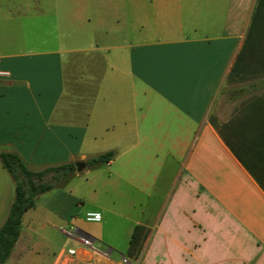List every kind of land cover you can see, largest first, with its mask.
Listing matches in <instances>:
<instances>
[{
  "label": "crops",
  "instance_id": "obj_1",
  "mask_svg": "<svg viewBox=\"0 0 264 264\" xmlns=\"http://www.w3.org/2000/svg\"><path fill=\"white\" fill-rule=\"evenodd\" d=\"M254 4L0 0V152L40 169L115 151L39 194L8 258L23 264L34 250L39 213L66 233L83 230L82 212L123 205L113 212L126 244L99 232L106 257L70 236L67 264H264V104L225 86ZM223 90L231 105L212 115ZM136 224L148 231L129 255Z\"/></svg>",
  "mask_w": 264,
  "mask_h": 264
},
{
  "label": "trees",
  "instance_id": "obj_2",
  "mask_svg": "<svg viewBox=\"0 0 264 264\" xmlns=\"http://www.w3.org/2000/svg\"><path fill=\"white\" fill-rule=\"evenodd\" d=\"M226 82L231 98L248 94L247 100L244 99L242 103L264 104V92H255L264 90V0H255L242 44L227 73ZM211 121L217 128L216 120L211 118ZM114 155L113 149L106 150L87 157L85 163L94 165L107 162ZM0 161L14 181V197L0 225V264H4L20 234L24 212L35 206L39 194L63 183L75 170V164L74 161H63L35 170L29 168L19 153L13 150L1 151ZM47 175L49 178L45 177ZM261 184L264 186V182L261 181ZM147 231L142 224L134 226L127 254L138 253Z\"/></svg>",
  "mask_w": 264,
  "mask_h": 264
},
{
  "label": "rangeland",
  "instance_id": "obj_3",
  "mask_svg": "<svg viewBox=\"0 0 264 264\" xmlns=\"http://www.w3.org/2000/svg\"><path fill=\"white\" fill-rule=\"evenodd\" d=\"M119 35L117 33L114 34V38H118ZM244 38V34H243ZM227 87L228 85L225 84ZM228 101V96L225 90L221 91L218 97V102L214 107L213 114L216 115L218 112V106L221 107V111L227 109V107L231 104ZM230 107V106H229ZM103 167V166H101ZM37 170V169H35ZM3 175H0V208L2 207L0 214V224L3 222L10 205L11 200L14 197V181L12 180L7 169L3 168ZM80 177L85 175V172L80 171ZM49 178V176H45ZM51 179V178H50ZM8 182V187H7ZM8 191V193H7ZM111 201V200H110ZM111 204V203H110ZM112 205V204H111ZM121 207V206H120ZM116 207L112 205V208H108L106 211H101L102 213L101 220L99 221H91L85 218V212H82L78 215L77 222L80 225V228L95 235L96 240L94 241V245L97 248H106L107 244L101 240L99 237V232L115 244H126L128 241V233L125 231L127 220L126 218L119 216L113 212V209H116L117 212H125V210H129L130 208ZM33 213L32 209H29L27 217ZM35 217V216H34ZM25 218V219H26ZM43 219L41 220L40 213L34 218V231L32 237V248L34 249L31 253H28V256H25V261L23 264H30V257H40L39 264H46L47 261L51 258L54 252H57L61 247L67 249L69 246H74L75 243L71 239L70 235L63 232L60 229L58 224L50 225L45 224L42 225ZM24 224L26 225L25 221ZM67 229H70V225H65ZM73 226L71 228H75ZM124 252V250H123ZM112 255L116 258H121V251L118 249H114L112 251ZM29 257V258H28ZM27 259V260H26ZM19 262V261H18ZM13 258H8L4 264H16L18 263Z\"/></svg>",
  "mask_w": 264,
  "mask_h": 264
},
{
  "label": "built area",
  "instance_id": "obj_4",
  "mask_svg": "<svg viewBox=\"0 0 264 264\" xmlns=\"http://www.w3.org/2000/svg\"><path fill=\"white\" fill-rule=\"evenodd\" d=\"M6 75H8V71L0 68V76H6ZM85 218L87 220H91V221H99L101 219V213L97 210H89V211H86ZM63 229L66 231V233L68 235L77 238L82 245H84L86 247H90V248H95L94 244H93L94 238L91 234H89L83 230H80L78 228H74V229L73 228H71V229L63 228ZM101 252L106 257L110 256L109 250L106 248L102 249ZM75 254H76V248L75 247L69 246L67 249L62 248L58 252L54 264H61L62 261H64V264H67L71 261L72 256H74ZM121 260L125 261L126 258L124 256H122Z\"/></svg>",
  "mask_w": 264,
  "mask_h": 264
},
{
  "label": "water",
  "instance_id": "obj_5",
  "mask_svg": "<svg viewBox=\"0 0 264 264\" xmlns=\"http://www.w3.org/2000/svg\"><path fill=\"white\" fill-rule=\"evenodd\" d=\"M74 164H75V169L76 170H81L85 166V161H83V160H75Z\"/></svg>",
  "mask_w": 264,
  "mask_h": 264
}]
</instances>
